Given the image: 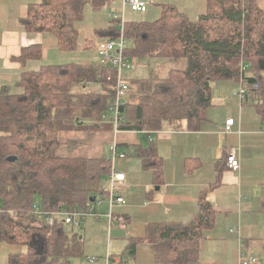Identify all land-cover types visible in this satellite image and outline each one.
Returning <instances> with one entry per match:
<instances>
[{
	"label": "trees",
	"instance_id": "1",
	"mask_svg": "<svg viewBox=\"0 0 264 264\" xmlns=\"http://www.w3.org/2000/svg\"><path fill=\"white\" fill-rule=\"evenodd\" d=\"M264 0H208L205 10L190 18L165 5L153 21H124L128 44L124 55L132 61L172 60L165 77L131 76L130 89L119 108L118 129L149 134L164 124L174 129H196L212 105L211 89L217 80L245 79L246 98L254 103L264 123ZM102 0H36L19 18L29 32H49L61 49L79 47L76 24L85 7ZM98 34L117 38V19ZM40 44L24 47L20 61L39 59ZM245 64L246 68L241 69ZM98 82L102 90L74 92L78 83ZM12 92L0 88V242L21 245L11 253V264H73L83 257L80 236L62 218L52 224L38 221L33 204L43 211H70L92 204L101 181L110 171L109 154L100 158L58 154L60 132L88 129L85 119L107 115L114 97L115 70L109 65L69 62L24 70ZM96 127V125H95ZM143 166L161 179V160L152 142L135 147ZM12 156L13 160H8ZM219 177V175H218ZM199 196L194 217L186 222H154L144 239L159 264L197 262L198 244L213 225L214 212ZM94 201V200H93ZM131 247L137 242L132 241Z\"/></svg>",
	"mask_w": 264,
	"mask_h": 264
},
{
	"label": "crops",
	"instance_id": "2",
	"mask_svg": "<svg viewBox=\"0 0 264 264\" xmlns=\"http://www.w3.org/2000/svg\"><path fill=\"white\" fill-rule=\"evenodd\" d=\"M35 1L0 0V88L8 86L15 93L21 91L16 83L24 70L47 64L97 63L96 44L109 39L98 31L107 28L113 22L112 15L122 10L121 0H102L103 5L98 9L88 4L85 12L87 9L101 12V8H106L108 24L88 34L90 28L76 24L83 38L76 50L68 51L59 47L53 34L29 32L21 26L19 18L25 14L27 5ZM144 1L147 7L139 12L142 13L139 18L134 15L136 11L126 8L124 20H156L165 5L174 6L190 18H196L205 10L208 0ZM35 44L42 47L41 57L20 61L18 57L22 49ZM87 50L93 51L88 53ZM89 57L95 61L85 60ZM144 68L129 72V77L157 74L150 68L147 74L140 73ZM76 86H80L82 91L102 90L98 82L78 83ZM239 86V80L214 81L212 105L206 119L196 129H174L166 123L161 130L149 134L133 130L116 131L102 116L85 119L86 124L93 125L88 129L60 132L59 155L100 158L109 154L111 159L110 171L101 181L103 194L95 196L90 204L98 217L92 214L84 216L79 226L80 233L75 232L82 242L83 257L80 262L72 260L73 264H159L155 262L150 244L144 239L147 226L154 222L190 221L197 211L202 192L212 206L214 219L213 225L205 230L199 241L197 263L240 264L243 254L246 258L257 259L250 264H264V123L252 100L238 97ZM227 118H233L234 124L226 133L224 123ZM150 142L161 160L159 180L135 154V147L140 144L146 146ZM113 144H116L118 153L125 154L124 157H111ZM231 148L237 150L240 160L238 172L230 170L225 163L226 152ZM120 171L125 174V179L118 182L114 192L122 195L125 202L111 203V178ZM134 240L137 242L131 247ZM0 243L8 245L0 244V258L4 264H11L8 261L11 253L22 252L9 247L16 244ZM88 257L96 259L89 263Z\"/></svg>",
	"mask_w": 264,
	"mask_h": 264
},
{
	"label": "built area",
	"instance_id": "3",
	"mask_svg": "<svg viewBox=\"0 0 264 264\" xmlns=\"http://www.w3.org/2000/svg\"><path fill=\"white\" fill-rule=\"evenodd\" d=\"M122 10L119 14H113V18L117 19L118 24H120V35L117 38H109L105 40L98 41L95 47V51L98 54L99 62L104 65H109L115 70V89H114V97L110 104L107 106V115H103V119L105 121L110 122L114 129L119 130L118 119L119 116V108L125 102L127 93L130 89V77L128 75L129 72L134 71L136 69L144 68L146 65L145 62L142 61H131L126 55H124V48L127 46L128 42L124 38L123 35V22L124 20V10L129 8L132 11L143 12L147 7V3L144 0H121ZM246 68L245 64L241 65V69L244 70ZM251 87H256V85H250L245 79H240V86L237 92L238 97L241 100L246 98L247 89ZM234 124L233 118H227L224 123V132H230L232 126ZM111 157H124V153H118L116 144H113L110 148ZM226 166L234 171L238 172L240 169V160L237 154V150L234 148L229 149L226 152ZM123 172L114 173L110 182V189L112 195L110 196L111 203H124L125 200L122 195L118 192L115 194V190L118 188V182L123 181L125 179ZM33 214L37 218L38 221L46 222L48 224H52L55 220L63 219L65 225H68L72 228H79L81 220L84 216L88 214H92L95 217H98L96 212L94 211L93 206L87 205L85 208H77L70 211H53L47 212L43 211L39 208L37 204H33L32 207ZM109 217L111 215V211L109 212ZM95 257H88L87 262L93 263L95 261ZM257 259L254 257L246 258L243 254L240 258V264H250L255 262ZM192 264H199L194 262Z\"/></svg>",
	"mask_w": 264,
	"mask_h": 264
},
{
	"label": "rangeland",
	"instance_id": "4",
	"mask_svg": "<svg viewBox=\"0 0 264 264\" xmlns=\"http://www.w3.org/2000/svg\"><path fill=\"white\" fill-rule=\"evenodd\" d=\"M261 4L264 5L263 1L261 2ZM101 10H102L101 12H95L94 10H89V9H87V11L85 12V10H84L83 22H78L77 25L78 26L82 25L83 27L90 28V30H88L86 34H88L90 31H94L95 32V30L97 28H103V26H105L104 24H106V23L108 24L107 20L109 18V15H108V10H106V8H101ZM140 14H142V13H139V12H135L134 13V15L137 16V18H139V16H141ZM102 22H105V23H102ZM82 38H83V34H81L79 32L78 43H81ZM89 38H91V37H89ZM87 51H88V53H92L93 50H87ZM85 60H91L92 62L95 61V59L91 58V57H89V59H85ZM156 61H159L160 63L156 64ZM145 63L147 64V62H145ZM147 65L149 67H146V68L142 69L140 71V73L147 74L148 70L150 68V69H154V71L157 73V74H155L156 76L165 77L167 75L168 70L170 68L176 67V66H181V63L180 62H175V61H172V60L160 59V60H151ZM89 87H91V88L92 87L93 88L96 87V89H99V87H97V86H89ZM89 87H88L87 90H89ZM72 90L74 92H81L82 91L80 86H73ZM69 230L72 231V232H77V233L79 232V228H72L70 226H69ZM0 244L6 245V244H3V243H0ZM5 247H8V245H6ZM9 247L12 250H19V251H24L25 250V248L23 246H21V245H10ZM81 260H82V258L79 259L78 262H80ZM3 262H2V260L0 258V264H4Z\"/></svg>",
	"mask_w": 264,
	"mask_h": 264
},
{
	"label": "water",
	"instance_id": "5",
	"mask_svg": "<svg viewBox=\"0 0 264 264\" xmlns=\"http://www.w3.org/2000/svg\"><path fill=\"white\" fill-rule=\"evenodd\" d=\"M8 160H13V157L12 156H10V157H8ZM94 199H91V201H93Z\"/></svg>",
	"mask_w": 264,
	"mask_h": 264
}]
</instances>
